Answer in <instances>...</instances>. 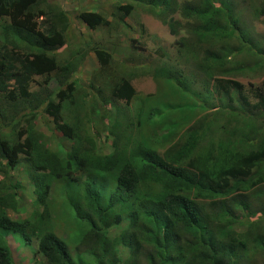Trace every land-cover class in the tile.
<instances>
[{
    "label": "trees",
    "instance_id": "1",
    "mask_svg": "<svg viewBox=\"0 0 264 264\" xmlns=\"http://www.w3.org/2000/svg\"><path fill=\"white\" fill-rule=\"evenodd\" d=\"M134 4L169 26L173 35L180 23L168 19L170 15L178 12L193 22V37L184 47L207 78L205 95L192 90L177 68L164 66L158 75L175 83L183 95L201 101L198 105L185 99L170 113L181 112L191 121L199 118L198 110L206 115L185 128L181 145L175 143L160 155L152 138L137 137L144 103L137 125L118 104L136 95L128 79L105 95L85 91L73 80L85 48L64 58L56 52L70 29L63 9L47 0H0V229L18 232L34 255L49 264H73L49 210L53 185L62 184L65 223L73 227L70 236L76 250L94 258L95 264H242L249 237L264 228V80L252 85L250 102L237 80L250 68L227 51L226 44L233 39L242 43L237 53L254 61L252 72L264 66V47L242 27L243 10L235 0ZM134 8L114 5L112 15L123 22ZM40 12L46 18L41 36L31 28ZM79 19L91 29L109 25L102 12H83ZM92 50L100 71L116 68L113 53ZM36 76L47 79L31 91ZM51 81L57 91L51 90ZM93 108L103 114L104 132L113 137L110 154H100L93 137L83 135L82 118ZM112 108L117 112L113 125L108 123ZM148 113L149 119L162 115ZM40 115L52 119L58 132L73 142L69 150L46 143L36 124ZM176 126L174 122L170 127ZM18 168L25 169L33 187L35 209L27 218L14 219L8 211H21L20 183L8 177ZM234 226L246 231L237 232ZM114 228L119 231L111 235ZM261 239L262 233L256 240ZM122 247L128 250L126 258L121 257ZM258 247L264 256V240ZM0 264H14L2 235Z\"/></svg>",
    "mask_w": 264,
    "mask_h": 264
},
{
    "label": "rangeland",
    "instance_id": "2",
    "mask_svg": "<svg viewBox=\"0 0 264 264\" xmlns=\"http://www.w3.org/2000/svg\"><path fill=\"white\" fill-rule=\"evenodd\" d=\"M49 4L57 5L67 14L70 29L67 33L65 44L57 53L62 58L68 55L70 51L77 50L80 46L85 48L83 52V61L79 71L73 80L80 81L85 91H91L98 95L110 94V90L121 79H128L136 91L134 99L129 102L119 101V105L125 111L129 121L137 125L140 118L138 113L144 103V113L141 116L140 129L137 137H150V143L158 149L160 155H164L175 143L182 144L181 135L184 136L185 128L193 126L195 120L203 117L206 113L198 110L195 114L199 118L187 120L183 118L181 112L170 113L169 110L173 106L183 105L185 99L189 103L196 102L195 98H191L186 94L183 95L181 88L175 83L167 81L158 75V71L166 66L168 68H177L182 72L183 77L187 79L192 90H196L205 95L204 82L207 78L199 68L198 61L195 60L191 53L186 52L184 45L188 44L193 35L191 32L193 22L181 17L180 13L170 15L168 19L180 23L176 28L177 35L171 34L170 28L161 21L149 15L144 7L136 6L135 0H47ZM179 5L191 0H175ZM239 7L243 10L241 17L242 27L246 29L258 44L264 47V8L262 0H235ZM134 5V11L131 15L124 18L123 22L112 15V7L114 5ZM264 5V4H263ZM83 12H102L107 21L108 26L101 29H91L83 23L79 16ZM43 12L37 13L31 22V28L34 32L41 36L43 34V23L45 21ZM181 43V44H180ZM85 45H89L86 48ZM242 43L233 39L226 44L227 51H232L238 56L239 62L245 63L248 68H252L254 61L245 54L237 53ZM93 47L106 49L114 54L116 59V68L102 70L99 69V63L92 50ZM203 54V52L201 53ZM200 56V55H199ZM203 56V55H201ZM241 63V64H242ZM246 69L245 74L239 76L237 80L245 87V91L250 98V102H254L251 93L252 85L257 86L264 80V66L262 69H255L254 72ZM47 78L45 76H36L31 82V91H37ZM208 82V81H207ZM208 86V83H207ZM58 85L51 81V90L57 91ZM198 105L201 101L198 100ZM200 107V106H199ZM90 109V108H89ZM88 109V110H89ZM200 109V108H199ZM149 111L154 113L160 112L161 116L149 119ZM111 118L109 124L116 121V109L110 110ZM195 116V117H196ZM194 117V116H193ZM181 118L185 121L181 123ZM92 120L91 126L86 120ZM103 114L93 108L90 116L82 118V129L84 137H93L96 143L97 151L102 154H110L113 151V137H109L104 132ZM61 123V119L58 120ZM155 122H157L155 124ZM177 122L176 128L170 127L172 123ZM37 128L45 136L46 143L52 148L57 149L58 145L69 150L73 144L71 140L66 139L63 134L58 132L54 126L52 119L44 115H40L36 121ZM217 140L216 138H214ZM208 145H204V148ZM218 146V143H215ZM24 168H18L11 173L9 180L14 183H20L18 194L22 201L19 206V213L8 211L11 218H27L35 209L33 201L35 199L33 187L28 181ZM64 186L62 184H54L50 195L49 204L50 212L56 219L59 226L57 234L67 241V245L73 256V264H95L96 260L80 254L75 247L72 236V225L65 223V210L62 206V193ZM229 202V201H228ZM227 203V202H226ZM41 211V210H40ZM69 227V228H68ZM235 231L245 232L246 229L239 226L232 227ZM118 228L111 230V235L117 234ZM264 234V228L262 229ZM249 237L242 253V264H264V256L258 247L259 242L256 238ZM0 235L4 236L7 244L12 252L14 264H49L38 256H35L33 249L25 245L22 236L18 232L0 229ZM129 256L128 250L121 248V257Z\"/></svg>",
    "mask_w": 264,
    "mask_h": 264
}]
</instances>
